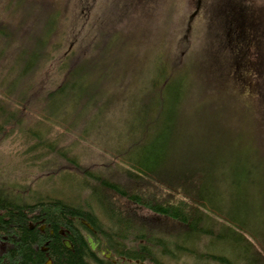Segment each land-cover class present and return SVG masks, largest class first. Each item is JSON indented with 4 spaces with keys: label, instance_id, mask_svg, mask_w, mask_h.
<instances>
[{
    "label": "trees",
    "instance_id": "obj_1",
    "mask_svg": "<svg viewBox=\"0 0 264 264\" xmlns=\"http://www.w3.org/2000/svg\"><path fill=\"white\" fill-rule=\"evenodd\" d=\"M63 2L0 0V143L16 133L24 153L15 169L0 171V264H43L45 254L51 264H92L102 259L79 231L84 225H69L67 215L91 223L112 254L133 260L167 264L182 255L193 256L196 264H209L208 259L210 264H264L259 182L252 160L264 153L256 140L259 133L245 132L241 137L228 131V113L214 110L228 104L233 114L252 118L247 89H253L258 75L247 21H235L227 39L219 41L212 23L196 28L204 4L196 0L180 26L183 34L164 40L163 54L144 64L143 80H138L129 73L132 63L119 57L126 52L133 60V49L109 24L100 21L104 32L98 44H92L93 22L100 20L96 2L70 1L74 10L70 17ZM199 31L209 38L201 39ZM230 45L233 53L222 59L223 49ZM97 80L108 91L101 93ZM198 87L203 92L195 97ZM111 109L121 121L120 137L115 144L98 141L97 147L84 141L93 156L104 157L84 160L75 150L80 140L75 136L67 142L65 136L77 129L82 137L97 138L101 131L97 121L109 118ZM54 126L60 130L52 135ZM194 133L200 137L196 144ZM170 155L178 164L169 161ZM53 157L62 160L59 169L77 177L79 190L88 189V207L36 188L43 182L38 178L52 173L47 167ZM32 166L39 167L36 175L28 174ZM17 168L20 173H14ZM115 197L165 222L118 208ZM250 202L256 207L247 220L244 210ZM63 224L69 225L72 250L60 243L57 230ZM207 246H228V255L213 253Z\"/></svg>",
    "mask_w": 264,
    "mask_h": 264
},
{
    "label": "rangeland",
    "instance_id": "obj_2",
    "mask_svg": "<svg viewBox=\"0 0 264 264\" xmlns=\"http://www.w3.org/2000/svg\"><path fill=\"white\" fill-rule=\"evenodd\" d=\"M70 1L72 0H64L63 2L67 5L66 14L68 15V17L74 14V10L69 3ZM94 1L96 2L94 11L98 12L100 20L98 19L93 22V26L95 27V29L91 33L92 44L97 45L100 38V33L104 32L101 28L100 21L109 24L110 29L115 30L116 32H118L120 37L125 38L128 45L133 49V60L126 52L120 53L119 57L120 60L124 61L125 63H132L133 67L132 69H130L129 73L131 75H136V78L138 77V80H143V71L147 67V65L144 64H149L150 60H152L157 54H163L165 47L164 40L167 39V37H174L173 40H175L176 34L177 37L178 35L183 34L184 30L181 29L180 26H182V24L184 25L186 18L194 10L196 4V0H141L142 3L140 2V4L138 3L140 0ZM114 4H116L115 7L113 6ZM84 16L85 15H83V17ZM196 21V28L198 30L199 28L200 30H202L203 26L201 25H204V22H207L209 24L212 23L214 28L219 32V41L221 39H223L224 41L225 38L227 39L228 29H230V27L234 25L235 21L241 24L247 21L245 25H247V27L251 29V41L253 43L251 52L253 53L252 58L254 59V65L258 75L256 76L255 81L252 84L253 89H247L248 96L246 98V102L247 107L249 108L248 113L252 118L250 119L247 114L241 112H239L238 114H233L228 104L216 105L214 107V110L215 112L223 110L225 115L226 113H228V121L225 118L227 121L225 125L227 126L228 131L238 133L241 137L243 134L245 135V132H248V136L259 133V136L256 140L260 143V147L264 150V0H204V4L202 3V15L197 18ZM169 29L172 30V32L170 31L172 35L167 33ZM199 36L201 37V39L209 38V34L205 31L201 33L199 31ZM232 38H237L236 34H233ZM222 43L223 42H221V44ZM179 44L180 41H178V45ZM221 44H218L219 49ZM178 52H183L182 47H178ZM231 53H233V47L230 45L228 49H223L220 57H222V59L228 58L230 57ZM110 57L115 56L111 54ZM101 58L102 55L100 59ZM106 58L107 61L111 60L109 57ZM165 66V63L161 65L162 68H164ZM118 78L119 77L115 78L114 80H117ZM131 83H135V81L132 80ZM95 86L100 90L101 93H103L105 90L108 91L107 86L102 80H97ZM202 92V88L198 87L193 90V96L196 97L198 95H201ZM238 96H240V94ZM225 98L228 99L227 96H225ZM233 99L234 96L231 93L230 100H232L233 102ZM232 102H230V107L233 109ZM27 114H29V112H27ZM107 114L109 115V118L111 117L108 122L107 120L109 118H107V116H104L103 120H101L100 122L97 121V129L101 130L97 138L93 134H91L89 137H82L80 131H78L77 129L72 131L71 135L68 134L65 136L64 140L67 142H69L70 140H75V136L80 140V142L77 141L75 150L84 160L97 161L104 158L100 154V158L99 155L93 156V153L89 151L91 149L84 143V141L87 143L89 141L93 146L97 147L98 141L104 140L115 144L117 139L120 137V118H116V116L113 115L114 111L112 109L108 110ZM229 125L231 126L230 129ZM58 130H60V128L58 126H54L52 129V135H54V133ZM185 132L188 133V131ZM198 132H200V135L206 133L204 131ZM15 134L16 133H11L8 138L4 139L0 143V171H2L4 167L7 171L9 168L15 169V165L24 161V153L21 149V143L19 140L15 139ZM197 136L195 135V133L192 135L194 144H196L197 140L200 139V137ZM249 145L250 144L246 143V146ZM83 149L86 150L85 154L83 152ZM98 149L101 150V148ZM170 158L171 159H169V161L171 163L178 164V159L175 156L170 155ZM223 159L225 158L223 157ZM252 160L257 168V170H255V178H258L257 182H259V185L257 186V189L260 193H258L259 195L257 196L259 199L258 220L260 222V231L263 232L262 235H264V153H259L258 158L257 154H255ZM49 163L50 164L47 168H49L52 173L40 177L41 179L38 178L43 182L41 184H38L36 188L41 192H49L48 196L51 197L60 198L62 200L71 199L76 204L82 201V205L88 207L86 202L88 189L84 188L79 190L77 188V177L73 178L72 176L68 175V171L59 169L62 160L53 157V159H51ZM228 165L230 164L228 163ZM228 169L230 170V168ZM257 171L258 173H256ZM38 172L39 167L32 166L31 169H29L28 174L36 175ZM14 173H20V168H17ZM225 174L228 177V170L225 171ZM12 176H14V174H12ZM230 179L231 174L230 177L225 180V182L229 183ZM236 196L238 195L236 194ZM246 197L249 198V196ZM114 201L116 202V206L118 208L125 210L129 209V211H133L137 215L153 218L158 222L160 221L161 223L164 220L163 218L149 212L148 210L140 206L127 202L123 198L115 197ZM252 203L253 202L245 204L244 214L247 220L249 217L248 215H252L256 207L255 205L253 206ZM164 222L165 221H163V223ZM170 223L171 222L168 221V224ZM97 224L99 225V227L103 228V222L98 221ZM263 241L264 240L262 239V242ZM194 246H196V244ZM207 247L209 251H212L213 253L221 252L222 254L224 253L228 255V246H222V248H218L216 246L215 248H212L210 246ZM178 257H180L181 260H167V264L197 263V260L193 256H190L188 259L187 257H184L182 255H178ZM206 261L207 263L209 261L210 264L211 260L208 259ZM143 262L145 264H154L147 260Z\"/></svg>",
    "mask_w": 264,
    "mask_h": 264
},
{
    "label": "flooded vegetation",
    "instance_id": "obj_3",
    "mask_svg": "<svg viewBox=\"0 0 264 264\" xmlns=\"http://www.w3.org/2000/svg\"><path fill=\"white\" fill-rule=\"evenodd\" d=\"M67 219L70 222L69 225L77 224V222H80L84 225L85 228H80V227H78V228H80L79 231L81 232L82 236L84 237L85 242L87 243V245L89 246L91 251H93L95 253L96 257L103 256L102 259L98 258L99 260L91 261L92 264H128V263L145 264L143 261L133 260V259L121 256V255L112 254V252L105 247L106 242H104L102 240V237H97L99 235L96 233V230L93 227V225L91 223H89L88 221H86L80 217L69 216V215H67ZM33 225L34 224L32 222H29L28 227L32 228ZM69 225L68 224L60 225L58 227V230H57V234L60 236V243L64 247H66L65 241H68L72 246V243L69 239V236L71 233L70 229L68 228ZM38 229H39V231L43 232L45 230L44 224L38 225ZM49 234H52V230H49ZM89 239H91L94 243L93 249L91 248L90 243L88 242ZM42 250L46 251V247L44 246L42 248ZM69 250H72V247ZM45 256H46V258H45L43 264H51L52 261H51L49 255L45 254Z\"/></svg>",
    "mask_w": 264,
    "mask_h": 264
},
{
    "label": "water",
    "instance_id": "obj_4",
    "mask_svg": "<svg viewBox=\"0 0 264 264\" xmlns=\"http://www.w3.org/2000/svg\"><path fill=\"white\" fill-rule=\"evenodd\" d=\"M88 242L90 243V246L91 248L93 249L94 247V243L91 239L88 240ZM65 246L68 248V249H71V244L68 242V241H65Z\"/></svg>",
    "mask_w": 264,
    "mask_h": 264
}]
</instances>
